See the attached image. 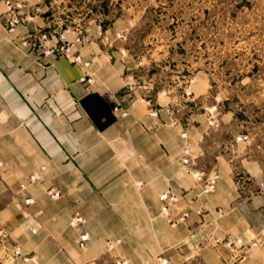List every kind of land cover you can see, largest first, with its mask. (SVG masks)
<instances>
[{
    "label": "crops",
    "instance_id": "crops-1",
    "mask_svg": "<svg viewBox=\"0 0 264 264\" xmlns=\"http://www.w3.org/2000/svg\"><path fill=\"white\" fill-rule=\"evenodd\" d=\"M29 4L41 7L33 22L15 33L0 23V158L6 164L0 171V229L10 233L23 253L37 257L16 264H115L119 257L131 264H161L160 258L170 259L169 264H264L252 218L264 210V195L259 191L243 199L236 187L237 162L252 176L255 163L240 155H218L216 190L202 194L182 164L181 128L168 125L170 98L152 95L159 111L155 119L138 99L145 91L125 90V75L136 61L114 38L121 24L116 20L111 29V61L96 40L97 24L90 22L92 43L73 46L84 62H91L85 68L41 52L29 54L20 46L31 32L55 24V0ZM5 11L0 0V14ZM85 73L92 83L80 82ZM125 111L127 116H121ZM193 120L203 118L195 115ZM188 133L196 141L207 131L195 125ZM221 148L235 153L234 146ZM234 159L239 160L233 164ZM42 167L41 182L29 184L30 174ZM50 188L62 197L51 200ZM166 190L181 196L182 204L191 202V211L202 208L203 216L192 214L171 228L160 216V196ZM28 197L35 199L31 213L43 211L37 220L21 210ZM76 214L85 219L83 228L90 235L85 249L78 245L79 230L70 225ZM234 237L246 245V259L225 245ZM109 241L119 243L110 249ZM195 242L202 245L199 251L193 249ZM4 257L1 252L0 259Z\"/></svg>",
    "mask_w": 264,
    "mask_h": 264
},
{
    "label": "rangeland",
    "instance_id": "rangeland-1",
    "mask_svg": "<svg viewBox=\"0 0 264 264\" xmlns=\"http://www.w3.org/2000/svg\"><path fill=\"white\" fill-rule=\"evenodd\" d=\"M116 20L121 24L116 35L122 32L126 39L114 38L136 61L125 79L153 86L151 96L166 90L167 109L187 132L193 168L220 176L216 157L240 155L256 165L252 176L240 167L241 158L233 161L238 164L236 187L241 197L259 191L264 195V0H55L51 26L70 29L67 39L73 46H84L94 39L88 28L95 22L96 40L112 61L111 29ZM99 25L111 37L108 44L99 37ZM79 36L89 41L78 42ZM143 88L139 90L147 93ZM143 97L138 99L143 102ZM125 112L121 116H127ZM195 115L203 121H194ZM168 125L183 131L172 119ZM195 125L207 131L196 141L188 133ZM239 136L248 138L238 142ZM224 144L234 146L235 153L221 148ZM252 218L264 247V210Z\"/></svg>",
    "mask_w": 264,
    "mask_h": 264
},
{
    "label": "built area",
    "instance_id": "built-area-1",
    "mask_svg": "<svg viewBox=\"0 0 264 264\" xmlns=\"http://www.w3.org/2000/svg\"><path fill=\"white\" fill-rule=\"evenodd\" d=\"M6 11L0 14V23L3 24L6 30L9 33H15L19 26L26 25L34 21L35 17L41 13L40 6L30 5V0H3ZM99 37L102 42L108 44L111 41V37L108 34V31H104L102 26L99 25ZM70 29H55L54 26H51L49 29L45 30H37L35 32H31L26 38H24L20 42V46L27 50L29 54H36L41 52L44 56H54L56 58H65L69 60L71 63L82 65L85 68H89L91 63L83 62V57L81 54H75L73 52V45L71 41L67 39V34L71 33ZM117 38L120 40H125V35L122 32L117 33ZM77 41L84 43L89 41V39L85 37H77ZM54 42V44H52ZM125 90L128 94H135L137 90L142 87L147 90L148 96L143 97V102L146 106L151 108L150 115L153 118L159 117V111L156 107L157 101L153 99L151 94L155 91L153 86L145 85L138 86L134 81L128 80ZM81 83L90 84L93 82V77L87 73L83 74L80 78ZM150 95V96H149ZM158 96H166V90L159 91ZM127 115V112L124 113ZM173 125H177L182 127L183 131L181 136L183 139L187 140L184 148H183V158L182 164L188 169V171L192 174L195 179L197 187L201 189L202 194H210L214 192L217 184V180L219 175L217 172H205L202 170L193 168V159L191 158V145L188 143V135L187 132L184 131V127L182 126V122L178 118H172ZM212 125L213 122L210 121ZM247 136H239L237 141L246 140ZM6 168L5 162L0 158V171ZM46 167H42L37 171L33 172L29 176V184L34 185L38 184L42 180V173L45 172ZM139 185H142V182H139ZM27 184H23L21 186L22 189L27 188ZM48 196L51 200L55 201L62 197V192L56 188H50L47 191ZM198 196H195L193 200H196ZM161 200V216L164 218L171 228H176L180 224L184 223L187 219H189L192 214H195L198 217H202L204 211L202 208H196L194 211L190 210L191 202L188 204H182V197L173 192L172 190H166L160 196ZM193 202V201H192ZM35 203V199L32 197H28L24 200L21 206V210L23 215L26 218H34L37 220L42 214L43 211L40 210L37 213H31L29 207ZM40 225L37 222L36 226L32 229L34 234H37L38 230L36 227ZM70 225L74 229L79 230V238L78 245L81 249H85L88 247V243L90 241L89 233L83 228L85 225V219L76 214L72 217ZM12 237L9 232L0 229V253L3 252L4 259H0V264H16L18 261L22 260L26 263L37 261V257L35 255L25 254L22 252L20 245L17 242H12ZM118 242L109 241L108 246L110 249H113ZM225 245L231 248L234 251L240 253L243 256V259H246V245L243 240L240 238H228L225 241ZM202 245L195 242L193 243V249L195 251H199ZM161 264H169L170 259L168 258H160ZM115 264H131L130 260L125 258H117ZM189 264H198L197 262L189 263Z\"/></svg>",
    "mask_w": 264,
    "mask_h": 264
},
{
    "label": "bare ground",
    "instance_id": "bare-ground-1",
    "mask_svg": "<svg viewBox=\"0 0 264 264\" xmlns=\"http://www.w3.org/2000/svg\"><path fill=\"white\" fill-rule=\"evenodd\" d=\"M199 188V187H198ZM200 189V188H199Z\"/></svg>",
    "mask_w": 264,
    "mask_h": 264
}]
</instances>
